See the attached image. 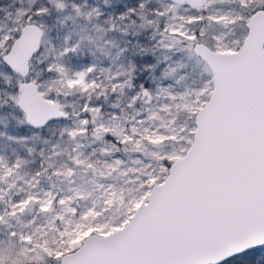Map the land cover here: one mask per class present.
Returning a JSON list of instances; mask_svg holds the SVG:
<instances>
[{"label": "rangeland", "instance_id": "rangeland-1", "mask_svg": "<svg viewBox=\"0 0 264 264\" xmlns=\"http://www.w3.org/2000/svg\"><path fill=\"white\" fill-rule=\"evenodd\" d=\"M48 1L60 22L55 29L45 12L34 16L35 0L0 2V34H16L28 23L25 14L31 22L38 20L43 37L30 61L28 80L42 96L59 101L70 112L64 119L70 136L60 142L24 133L26 122L16 105L18 84L24 79L0 63V197L22 192L13 210L34 202L49 212L40 233L31 227V218L23 217L18 235L13 231L0 235V264L35 261L40 256L36 248L60 258L87 234H105L124 224L134 208L146 201L150 184L161 182L168 172L141 151L171 162L180 157L191 142L195 112L210 94L212 75L193 53L194 44L202 42L223 52L236 50L246 34L249 15L264 8V0H205L200 7L178 0H139L138 7H145L146 14L136 12L138 20L156 14L155 27L145 33L149 41L173 52L141 109L134 106L136 93L127 89L132 56L115 24L132 9L119 0ZM161 22L159 32L156 26ZM81 46L86 56L75 65L64 54ZM118 103L131 109L121 111ZM88 106L97 113V132L115 141L129 140L138 152H120L110 140H84L86 118L81 111ZM16 147L27 157L37 153L47 160L58 154L54 162L58 182L43 181L38 172L22 170L21 164L29 161ZM45 149L50 154L44 155ZM55 195L57 210L52 213ZM53 229L57 232L52 233Z\"/></svg>", "mask_w": 264, "mask_h": 264}, {"label": "water", "instance_id": "water-1", "mask_svg": "<svg viewBox=\"0 0 264 264\" xmlns=\"http://www.w3.org/2000/svg\"><path fill=\"white\" fill-rule=\"evenodd\" d=\"M200 7L205 0H178ZM246 34L234 51H217L196 42L193 53L212 75L210 94L194 115L192 139L171 162L165 178L151 186L146 201L127 221L105 233H89L57 264H192L201 234L203 203L214 187L242 162L264 155V8L252 12ZM13 44L11 71L22 80L16 105L32 128L67 118L61 106L45 98L28 80L30 61L43 37L26 23Z\"/></svg>", "mask_w": 264, "mask_h": 264}, {"label": "trees", "instance_id": "trees-1", "mask_svg": "<svg viewBox=\"0 0 264 264\" xmlns=\"http://www.w3.org/2000/svg\"><path fill=\"white\" fill-rule=\"evenodd\" d=\"M10 0H0L1 3H9ZM122 1L126 7L132 10H128L123 18H118L115 20V24L117 28L118 37L123 34L126 37L127 41L125 45L127 47L128 53L132 56V70L129 72V79L127 84V89L136 93V99L134 101V106H138L139 108L143 109L144 106L148 103L149 92L154 86L155 80L163 75L162 69L164 68V62L166 58H169L173 52L171 50L158 46L153 42H150L148 37L146 36V32L150 30L154 26V20L156 14L150 13L149 16L146 17L143 15V20L137 19V13L141 10L144 14H146L145 7L142 9L138 7L139 0H119ZM121 3V2H120ZM119 4V3H118ZM119 6H121L119 4ZM120 8V7H119ZM33 11H35L34 16L40 17L38 14L45 12V15L48 19V23L52 25L53 29L59 26V19L57 18L56 14L53 13L52 4L48 0H35V5L33 6ZM255 10V9H254ZM131 11V12H130ZM137 12V13H136ZM150 19V20H149ZM122 23L120 24V22ZM140 22V23H139ZM27 22H24L26 24ZM32 23L38 24V20L35 18L33 19ZM159 24L156 26L157 30L160 32L161 28L163 27L164 23ZM200 24V23H199ZM107 25V23H106ZM54 32H56L54 30ZM62 32L59 31V34ZM54 34V33H53ZM46 36V33L44 32ZM58 37V36H57ZM54 42L56 41V38ZM124 47V46H123ZM82 46L78 47L74 50H68L65 56L71 58L75 65H77L81 58H83L86 52ZM127 54V52H126ZM84 55V56H83ZM49 76L52 75L53 71H48ZM56 98V96H54ZM57 103L63 109L61 103L57 101ZM121 111L124 109L127 112L131 109L126 104L121 105L120 103L117 104ZM66 112V111H65ZM3 114V113H1ZM67 117L70 116V112L67 113ZM81 114L84 115L86 118L85 121V128L83 130V137L84 140L88 142H101L103 140H110L115 144L117 149L121 152L126 153H133L138 152L137 148L131 147L129 140H114L112 136L104 132H97L95 129V119L97 117V113L95 110L91 109L89 106L84 108L81 111ZM65 120H56L54 122L48 123L43 128H32L30 125L25 123L22 125V130L24 133L28 135H34L37 138L46 137L49 139L51 143L53 142H60L64 138H68L70 135L67 133V130L64 128ZM129 122H127L126 127L128 128ZM190 144V143H189ZM188 144V145H189ZM188 147V146H187ZM17 153L22 154L23 157H26L29 161L28 165L21 164V169H26L27 171H31L33 173L38 172L39 178L43 181H51L52 183H57L58 175L54 172L55 166V157H58V154H53L47 158V160H53L52 162H48L45 159H42L37 153H32L29 157L24 154L22 148L16 147ZM50 149H45L43 154H50ZM147 158L157 161L162 164L165 168L168 169L171 161H168L163 158H159L153 155L148 154L145 151H141ZM53 157V158H51ZM170 162V163H169ZM155 184L152 182L150 187ZM22 192L20 193H13L10 195H2L0 197V235L4 236L10 233L11 231L15 232V235H18V231L20 229L21 221L23 217L31 218V227H33L36 233L41 232V225L44 224V217L46 216L47 210L39 209L34 202L28 203L24 206L21 210L15 209L13 210L11 207L12 205L22 199ZM57 200V196L53 197V203L55 204ZM13 210V211H12ZM57 210V205L51 208V212L55 213ZM133 212V211H132ZM131 212V213H132ZM57 224H60L59 220H57ZM40 228V229H39ZM44 228V226H43ZM55 229L52 230V233H56ZM77 247H72L68 250L72 251ZM259 251V250H254ZM35 252L39 253V258L35 261H22L18 264H57L59 261V257L50 256L41 249L36 248ZM33 253V252H32ZM66 253V252H65ZM36 254V253H35ZM223 264H232V261H224Z\"/></svg>", "mask_w": 264, "mask_h": 264}, {"label": "snow or ice", "instance_id": "snow-or-ice-1", "mask_svg": "<svg viewBox=\"0 0 264 264\" xmlns=\"http://www.w3.org/2000/svg\"><path fill=\"white\" fill-rule=\"evenodd\" d=\"M19 31L0 34V63L9 69ZM197 227L201 240L193 249L192 264H264V155L258 163L242 161L212 189Z\"/></svg>", "mask_w": 264, "mask_h": 264}]
</instances>
